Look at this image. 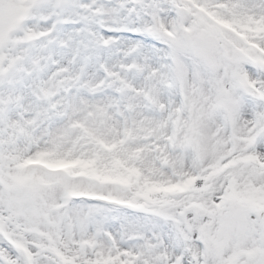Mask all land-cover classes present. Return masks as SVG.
<instances>
[{"label": "snow or ice", "instance_id": "snow-or-ice-1", "mask_svg": "<svg viewBox=\"0 0 264 264\" xmlns=\"http://www.w3.org/2000/svg\"><path fill=\"white\" fill-rule=\"evenodd\" d=\"M0 264H264V0H0Z\"/></svg>", "mask_w": 264, "mask_h": 264}]
</instances>
